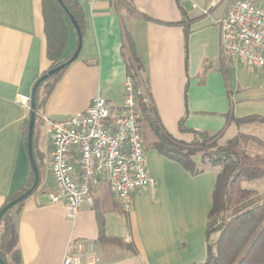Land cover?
I'll return each mask as SVG.
<instances>
[{
	"label": "crops",
	"instance_id": "0c3cea01",
	"mask_svg": "<svg viewBox=\"0 0 264 264\" xmlns=\"http://www.w3.org/2000/svg\"><path fill=\"white\" fill-rule=\"evenodd\" d=\"M76 1L81 49L62 72L40 116L62 120L83 112L100 90L114 123L121 114L132 50L153 118L167 134L185 143L193 140V132L227 140L243 135L248 138L244 145L264 150V69L250 70L221 52L217 22L235 0H222L207 14V0ZM241 1L264 8V0ZM41 3L0 0V208L31 174L23 132L30 110L14 99L18 94L31 97L34 85L50 68ZM77 42L70 30L67 59ZM138 111L153 184L131 195L128 213L101 183L92 192L94 206L67 218L64 205L49 200L50 146L46 136L41 151L36 133L34 153L44 166L41 185L25 199L8 243L20 252L22 264H61L68 245L76 242L93 244L98 264L204 263L205 222L220 170L206 164L202 173L191 175L159 154L152 118ZM228 116L248 121L235 124ZM193 161L202 167L201 159Z\"/></svg>",
	"mask_w": 264,
	"mask_h": 264
},
{
	"label": "built area",
	"instance_id": "2783aa9c",
	"mask_svg": "<svg viewBox=\"0 0 264 264\" xmlns=\"http://www.w3.org/2000/svg\"><path fill=\"white\" fill-rule=\"evenodd\" d=\"M208 8L222 0H207ZM221 52L250 70L264 69V8L251 2H231L221 20ZM121 114L113 123L100 90L89 107L62 120L41 115L49 141V165L53 189L51 203H62L67 218L94 206L92 192L106 183L125 213L131 210V195L150 187L140 129L139 108L152 109L146 87L127 76ZM14 102L30 110L31 97L16 95ZM61 264H98L90 242L69 244Z\"/></svg>",
	"mask_w": 264,
	"mask_h": 264
},
{
	"label": "trees",
	"instance_id": "16d2710c",
	"mask_svg": "<svg viewBox=\"0 0 264 264\" xmlns=\"http://www.w3.org/2000/svg\"><path fill=\"white\" fill-rule=\"evenodd\" d=\"M69 13L82 29L81 10L76 0H62ZM43 33L46 42V57L50 62V69L56 68L67 61L65 47L69 31L73 27L63 9L56 0H42ZM137 60L133 51L127 57V76L138 79ZM67 68V67H66ZM39 84L35 96V135L38 132L37 123L40 122V112L46 104L56 83L66 69ZM142 114L149 119L156 137L154 148L164 157L178 163L191 175L202 173L193 159L198 157L202 164L218 167L215 184L211 193V206L205 222L206 260L202 264H264V201L256 192L237 188L240 180H254L264 177V158L244 153L242 143L247 142L243 135L229 139L219 146V135L210 136L203 132H193V140L189 143L177 140L167 134L155 122L152 110L140 107ZM139 109V110H140ZM228 119L240 124L248 119L237 120L230 116ZM29 115L23 128L27 141ZM183 131V125L179 124ZM39 171V184L32 192L34 194L41 185V168L43 167L34 153ZM33 184L31 172L28 181L16 192L10 194L0 210L10 201L26 193ZM31 194V195H32ZM29 197V196H28ZM24 201L4 214L0 220V258L4 264H22L20 252L8 246L13 226L21 212ZM99 239L105 238L102 221L98 219Z\"/></svg>",
	"mask_w": 264,
	"mask_h": 264
},
{
	"label": "water",
	"instance_id": "95a60500",
	"mask_svg": "<svg viewBox=\"0 0 264 264\" xmlns=\"http://www.w3.org/2000/svg\"><path fill=\"white\" fill-rule=\"evenodd\" d=\"M57 3L60 5V7L63 9L65 12L66 16L68 17L73 30L75 31L77 35V47L73 53V55L67 59L63 64L57 66L56 68L50 69L46 71L36 82V84L33 87V90L31 92V103H30V111H29V122H28V132H27V154H28V159L31 167V172L33 174V184L31 188L24 193L23 195L19 196L18 198L10 201L8 204H6L1 210H0V220L4 214H6L8 211H10L12 208H14L18 203L26 199L28 196L32 194V192L37 188L39 184V171L38 167L36 165V161L34 158V147H33V138H34V127H35V102H34V96L36 93V90L42 82L46 81L47 79L51 78L52 76L56 75L60 71H62L64 68L68 67L70 64H72L77 58L78 54L81 49V44H82V36L80 32V28L78 24L76 23L75 19L73 16L69 13L67 8L65 7L64 3L62 0H56ZM0 264H4V262L0 258Z\"/></svg>",
	"mask_w": 264,
	"mask_h": 264
},
{
	"label": "rangeland",
	"instance_id": "374dc122",
	"mask_svg": "<svg viewBox=\"0 0 264 264\" xmlns=\"http://www.w3.org/2000/svg\"><path fill=\"white\" fill-rule=\"evenodd\" d=\"M38 131V136H39V149L41 151H44V141L46 139V134H45V130L42 124H40V122L37 123V129ZM228 140L226 138H221V139H217L218 145L222 146L224 145ZM244 149V153H246L249 156H256L259 155L261 157L264 158V150L253 146L252 148H249V145H244L242 143L241 146ZM50 160V159H49ZM206 164H202L200 168H204L203 166ZM44 167V166H43ZM218 168V167H216ZM219 169V168H218ZM237 188L242 189V190H251L256 192L257 196L259 197V199H261V201H264V177L263 178H259V179H254V180H240L238 182Z\"/></svg>",
	"mask_w": 264,
	"mask_h": 264
}]
</instances>
